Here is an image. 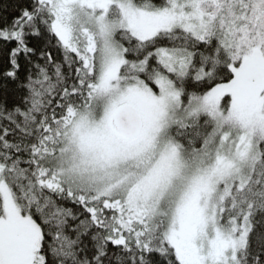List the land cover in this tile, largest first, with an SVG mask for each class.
Here are the masks:
<instances>
[{"label":"snow or ice","instance_id":"1","mask_svg":"<svg viewBox=\"0 0 264 264\" xmlns=\"http://www.w3.org/2000/svg\"><path fill=\"white\" fill-rule=\"evenodd\" d=\"M0 264H264V0H0Z\"/></svg>","mask_w":264,"mask_h":264}]
</instances>
